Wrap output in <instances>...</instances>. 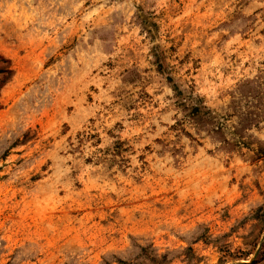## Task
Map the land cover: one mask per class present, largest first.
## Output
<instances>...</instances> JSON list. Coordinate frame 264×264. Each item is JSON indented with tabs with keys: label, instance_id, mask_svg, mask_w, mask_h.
<instances>
[{
	"label": "rangeland",
	"instance_id": "rangeland-1",
	"mask_svg": "<svg viewBox=\"0 0 264 264\" xmlns=\"http://www.w3.org/2000/svg\"><path fill=\"white\" fill-rule=\"evenodd\" d=\"M1 68L0 264H264V0H0Z\"/></svg>",
	"mask_w": 264,
	"mask_h": 264
},
{
	"label": "trees",
	"instance_id": "trees-1",
	"mask_svg": "<svg viewBox=\"0 0 264 264\" xmlns=\"http://www.w3.org/2000/svg\"><path fill=\"white\" fill-rule=\"evenodd\" d=\"M0 73L1 74H4V75L6 74V76H8L10 74V70H7L6 68H1L0 69Z\"/></svg>",
	"mask_w": 264,
	"mask_h": 264
}]
</instances>
